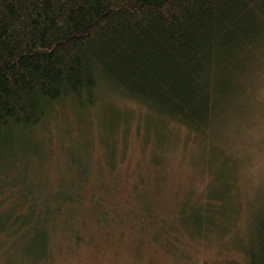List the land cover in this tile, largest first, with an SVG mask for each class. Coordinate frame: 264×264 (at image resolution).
I'll use <instances>...</instances> for the list:
<instances>
[{"label": "trees", "instance_id": "1", "mask_svg": "<svg viewBox=\"0 0 264 264\" xmlns=\"http://www.w3.org/2000/svg\"><path fill=\"white\" fill-rule=\"evenodd\" d=\"M263 78L264 0H0V137L18 139L17 153H33L35 163L46 156L45 141L29 140L32 129L62 102L84 120L101 101L100 86L155 113L159 134L169 122L211 140L230 136L233 126L218 134L228 127L225 120L236 126L250 115ZM79 151L67 155L71 179L56 189L36 186L27 212L17 207L15 220L0 230L28 229L25 251L34 262L59 236L78 249L126 230H136L150 247L159 236L169 242L178 229L157 220V203L146 193L134 208L117 206L99 168L86 189L95 174L90 151ZM114 156L107 164L113 170ZM228 198L217 192L185 205L184 229L207 240L218 223L232 219ZM247 226V236L232 241L243 261L226 264H264V195L258 194ZM231 232L230 225L221 228L226 239Z\"/></svg>", "mask_w": 264, "mask_h": 264}, {"label": "rangeland", "instance_id": "2", "mask_svg": "<svg viewBox=\"0 0 264 264\" xmlns=\"http://www.w3.org/2000/svg\"><path fill=\"white\" fill-rule=\"evenodd\" d=\"M98 94H103L101 101L93 112H87L84 120L77 119L70 105L62 102L40 127L28 132H31L29 140L45 141L43 154L46 156L39 163L34 162L33 153H17L18 139L0 137L4 148L1 151L7 152H3L4 157L0 156V229L15 220L17 207L27 212L32 204L31 191L36 186L56 189L61 179L70 180L73 171L67 168V155L71 151L86 150L90 151L88 158L94 178L98 168L102 169L108 188L116 191L112 201L118 202L117 206L134 208L144 192L157 203V220L164 219L178 231L170 233L169 242L162 236L157 237L158 243L151 244L152 247L142 243L136 230L124 231V238V232L115 231L110 242L97 241L82 249L67 248L59 236V241L53 247L52 242L49 250L34 262L33 256L25 251L31 237L29 230L3 229L0 230V264L242 262L243 253L232 241L247 236V222L257 196L264 195V78L256 86L250 115L245 114L236 126L226 122L229 120L223 123L228 127L218 134L226 133L233 126L225 140L219 136L211 140L195 139L169 122L160 125L159 134L157 123L151 121L156 114L147 107L111 97L114 94L105 86H100ZM11 145L15 149L9 151ZM110 151L115 153V170L107 165L113 160ZM210 161L211 169H202V162L209 166ZM94 178L86 183V189L96 182ZM41 179L45 184H39ZM217 192L227 193L229 204L234 207L232 219L218 223L221 228L230 225L232 232L226 239L218 228L207 240H201L184 229L179 212L185 205Z\"/></svg>", "mask_w": 264, "mask_h": 264}]
</instances>
